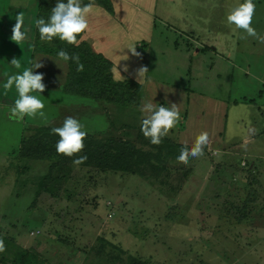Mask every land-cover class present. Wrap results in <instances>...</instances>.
Returning a JSON list of instances; mask_svg holds the SVG:
<instances>
[{
    "label": "rangeland",
    "instance_id": "374dc122",
    "mask_svg": "<svg viewBox=\"0 0 264 264\" xmlns=\"http://www.w3.org/2000/svg\"><path fill=\"white\" fill-rule=\"evenodd\" d=\"M108 2L110 9L93 4L82 42L113 63L116 81L139 83V106L178 105L182 119L174 129L187 130L178 139L194 143L207 131L214 149L207 145L186 164L169 156L162 169L139 175L67 165L52 196L36 192L47 161L14 159L21 141L14 129L0 137V171L7 160L22 170L0 173V264H264V42L227 23L236 0ZM255 2L253 27L264 37V0ZM133 43L139 56L113 51ZM142 66L143 79L135 75ZM50 91L42 97L46 118L27 117L29 123L60 112L51 103L64 99ZM139 106L101 102L105 117L84 113L82 123L87 131L105 130L109 118L106 134L132 140ZM136 142L154 152L140 137ZM222 145L232 149L223 159L213 153Z\"/></svg>",
    "mask_w": 264,
    "mask_h": 264
},
{
    "label": "clouds",
    "instance_id": "9594fccd",
    "mask_svg": "<svg viewBox=\"0 0 264 264\" xmlns=\"http://www.w3.org/2000/svg\"><path fill=\"white\" fill-rule=\"evenodd\" d=\"M255 12V0H236L226 15V21L229 25H235L236 30H243L247 36L257 37L261 42H264V37L259 36L255 27H253ZM94 14L95 10L92 3L85 4L83 0H56L50 14L46 18L40 16L35 19V28L39 33L41 42L51 43L55 38L79 47L82 42L81 34L90 29V17ZM26 19L23 12L17 14L15 24L12 27L11 40L17 44L24 43L32 47L34 46L30 38L32 24L30 20L26 22ZM124 49H127L134 56L140 55L136 51L134 43L125 46L123 49L114 47L113 51L124 53ZM56 57L64 63L70 60L75 62L77 71H83L84 69L79 55H70L63 48L56 52ZM8 63L15 71H5L0 74L3 77L2 81H0V88L5 93L13 89L16 93V98L12 100L7 112L8 118L16 121H22L26 116L46 118L44 111L45 102L42 99V93L45 89V84L43 83L44 73L34 71L44 66L41 58L27 65L23 64L18 58H13ZM121 69L127 72L128 65H122ZM115 71L117 78H119L121 70L116 67ZM147 72L148 69L142 66L135 70V75L137 78L143 79L146 78ZM139 112L141 114L140 131L153 145L161 144L162 139L182 119L180 108L176 103L171 102L159 105L152 101L143 102L139 106ZM52 133L59 137L55 144L56 152L68 157H72L73 154L79 153L84 149V140L88 135L85 125L73 116L66 117L60 127L52 129ZM208 141L209 133L200 131L191 147L183 146L180 148L176 155V160L186 164L190 157L203 156ZM86 159V155L78 156L73 160V163L79 165L84 163ZM4 251L5 243L3 238H0V253Z\"/></svg>",
    "mask_w": 264,
    "mask_h": 264
},
{
    "label": "trees",
    "instance_id": "16d2710c",
    "mask_svg": "<svg viewBox=\"0 0 264 264\" xmlns=\"http://www.w3.org/2000/svg\"><path fill=\"white\" fill-rule=\"evenodd\" d=\"M83 2L85 4L99 3L108 9L111 8L108 0H83ZM52 7L48 5V0H41L37 17L46 18ZM34 48L37 52L55 58H57L56 52L62 48L70 55H79L84 69L77 71L76 63L71 60L66 63L67 75L63 84L65 93L91 99L96 103L103 102L118 106H136L138 104L139 106L137 103L140 95L139 83L132 79L116 81L112 72L113 63L101 53L93 51L88 44L81 42L79 47H76L55 38L51 43L41 42L36 29ZM52 129L53 127H27L26 133L21 136L20 146L14 154V159L18 160L39 159L48 162L47 170L42 173L41 180L36 184V192L45 189L52 196L55 195L53 188L57 190V186L65 178L66 172H62L63 168L67 165H76L73 160L78 156L86 155L87 159L77 166L93 167L99 171L139 175L146 171L154 172L156 169H162V165L158 166L161 160H166L169 156H176L181 147L188 146L173 142L167 136L162 139L161 144L153 145L143 136L139 125L137 127L138 137L132 140L111 134L97 136L88 133L84 140V149L73 154L72 157H68L56 152L55 144L59 137L52 133ZM139 137L151 147V151H154L152 154L138 146L136 141H139ZM154 154L156 157L151 161L150 158ZM11 166H15L14 171L17 172L15 173L17 176L22 174L20 163L15 165L11 163ZM143 169L146 171L142 172ZM7 172L4 170L2 174ZM32 199L34 200V196ZM136 261H140V259L133 258L130 264H146L145 261Z\"/></svg>",
    "mask_w": 264,
    "mask_h": 264
},
{
    "label": "crops",
    "instance_id": "0c3cea01",
    "mask_svg": "<svg viewBox=\"0 0 264 264\" xmlns=\"http://www.w3.org/2000/svg\"><path fill=\"white\" fill-rule=\"evenodd\" d=\"M40 2L41 0H0V74H2L5 71H15V69H12L11 65L8 63L13 58H18L25 65L36 59L41 58V61L44 66L39 69H35L34 71L44 73L43 83L45 84V89L44 92L42 93L43 95L42 97L48 96V93L53 92L50 90H54L55 93L62 96L63 97L62 99L64 100L58 104L54 102L51 103V105L57 106L56 109H58L60 112L58 114H53L52 116H50L46 121H44V123L41 122L29 123L27 116L22 121H16L15 119L10 120L7 116V112L9 107L11 106L12 100L16 98V93L14 89L5 93L4 90L0 88V105H2L0 106V137L1 138L6 137L8 139V136L11 135L14 129H16V135H18L19 138H21V136L24 133H26L25 129L27 127H53V128L60 127L64 119L68 116L76 117L81 122L84 113H88L90 114V116L93 117H105L104 116L105 111L106 109H108L107 107L104 108L101 107V103H94L88 100H83L79 97L72 96L63 91V84L65 82L67 75L66 63L60 61L58 58H57L58 60L55 61L51 60L52 59L51 57L53 56L37 52L34 46L29 47L27 44L24 43L17 44L16 42L11 40L12 27L15 24V18L19 12H23L27 18L26 22H28L29 20L31 21L32 29H31L30 38L32 44L34 45V39L36 34L35 19L37 18V14H38L37 6H39L38 3L40 4ZM203 48L202 47L197 48V52H199L200 49ZM212 49H214L216 53H219V51L216 49V46H214V48ZM101 54L104 57H106L103 52ZM219 69L221 70L222 67L220 66ZM2 79L3 77L2 75H0V81H2ZM92 103L95 104V106L92 105ZM108 122L109 123L105 130L87 131V132L93 135H107L105 131H107L111 122L109 118H108ZM5 128H9V129L6 131ZM185 130L186 127H184V125L181 127L180 130L176 129L175 131V129H171L167 137L170 138L173 142L192 146L193 141H185L182 139H178V136L181 133H183ZM186 132L187 130L185 131V133ZM244 141L246 142V139ZM212 142H215V139L208 141V147L210 146L212 149H214V147L211 146ZM222 146L223 148H221L220 151L219 149L217 150L215 148L213 153L217 154L218 152H220L221 154L220 158L223 159L225 156L231 153L232 149L226 145H222ZM17 150L13 151V154H15ZM213 153L211 152V154ZM9 157L10 156H8L7 159ZM9 163L10 161L8 162L7 160V163L3 166L2 170L0 171L1 174L4 173V170L6 171L7 167L11 166V164ZM8 173L10 172L8 171Z\"/></svg>",
    "mask_w": 264,
    "mask_h": 264
}]
</instances>
